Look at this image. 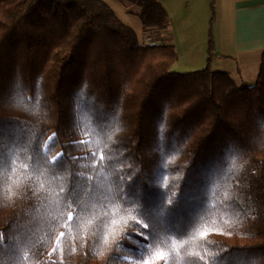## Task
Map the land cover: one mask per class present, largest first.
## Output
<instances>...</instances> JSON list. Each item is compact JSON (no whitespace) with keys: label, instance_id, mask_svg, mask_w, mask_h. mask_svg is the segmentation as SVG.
<instances>
[{"label":"trees","instance_id":"trees-1","mask_svg":"<svg viewBox=\"0 0 264 264\" xmlns=\"http://www.w3.org/2000/svg\"><path fill=\"white\" fill-rule=\"evenodd\" d=\"M132 3L154 42L103 0H0V264H264V51L251 85L210 35L174 72Z\"/></svg>","mask_w":264,"mask_h":264},{"label":"crops","instance_id":"crops-1","mask_svg":"<svg viewBox=\"0 0 264 264\" xmlns=\"http://www.w3.org/2000/svg\"><path fill=\"white\" fill-rule=\"evenodd\" d=\"M211 1L214 19L210 22ZM169 27L178 67L174 72L204 68L209 35L213 41L212 71L227 73L237 84H253L264 51V0H160ZM153 35V33H152ZM199 69V70H200Z\"/></svg>","mask_w":264,"mask_h":264},{"label":"rangeland","instance_id":"rangeland-1","mask_svg":"<svg viewBox=\"0 0 264 264\" xmlns=\"http://www.w3.org/2000/svg\"><path fill=\"white\" fill-rule=\"evenodd\" d=\"M124 24L130 26L138 39L142 43L154 42V35L151 31L142 28L140 19L138 17V7L132 3V0H103ZM163 38V36H161ZM164 39V38H163ZM178 67L174 68V71ZM199 70L201 67H196ZM173 71V69H171Z\"/></svg>","mask_w":264,"mask_h":264},{"label":"snow or ice","instance_id":"snow-or-ice-1","mask_svg":"<svg viewBox=\"0 0 264 264\" xmlns=\"http://www.w3.org/2000/svg\"><path fill=\"white\" fill-rule=\"evenodd\" d=\"M101 158H103V157H101ZM68 219L71 220V219H72V216L69 215ZM198 234L203 238V237H205L206 235H208V229L199 230V231H198ZM63 236H64V233H61V234H60L61 239L63 238ZM57 246H59V244H58ZM173 247H174V248L176 247L175 242L173 243ZM154 258H155L156 260H163V261H165V264H167L168 253L165 252V251H163V250L157 249V250L154 252ZM145 264H148V261H145Z\"/></svg>","mask_w":264,"mask_h":264}]
</instances>
